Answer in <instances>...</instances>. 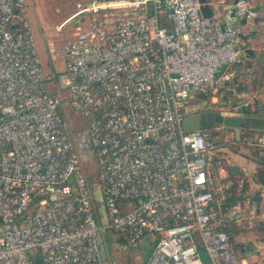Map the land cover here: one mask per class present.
Masks as SVG:
<instances>
[{
    "label": "built area",
    "instance_id": "2783aa9c",
    "mask_svg": "<svg viewBox=\"0 0 264 264\" xmlns=\"http://www.w3.org/2000/svg\"><path fill=\"white\" fill-rule=\"evenodd\" d=\"M235 1L238 20L259 18ZM220 25L198 0H77L55 29L72 30L65 69L45 73L27 1L0 0V264H105L108 234L147 237L143 264H259L224 229L257 228L264 212L226 203L235 183L215 140L230 131L264 160V132L183 127L254 106L243 77L220 76L242 52L238 27ZM66 110L84 127L69 130Z\"/></svg>",
    "mask_w": 264,
    "mask_h": 264
},
{
    "label": "crops",
    "instance_id": "0c3cea01",
    "mask_svg": "<svg viewBox=\"0 0 264 264\" xmlns=\"http://www.w3.org/2000/svg\"><path fill=\"white\" fill-rule=\"evenodd\" d=\"M209 7L215 14L217 11L213 10V7H224V6H230V4H226L224 1H213V0H207ZM263 5L254 4L253 6L257 9L259 13L260 21L264 22V2ZM218 16L221 19L223 13H218ZM242 20H238V24ZM241 28H244V30L249 29V27H246V23L243 25L240 24ZM262 28V27H261ZM240 29V28H239ZM44 33V32H43ZM263 33V31H262ZM36 45V44H35ZM63 45L55 46V43L49 42L44 44L46 57L48 58V66L49 70L45 73H61L65 69V63L64 59L56 55V52H58L59 48ZM37 48V47H36ZM249 48L253 51L252 58L249 56H246L244 53V57L240 58V63L236 64L233 67H227L225 68V72H221L220 76H223L225 74H228L232 71L236 73V77L240 78L243 77V89L241 90H247L250 89V94L253 96L255 103H257L259 106L264 105V93L263 92H257L258 89H261L264 87V42L259 43L257 40V37L251 38L249 40ZM38 52V49H37ZM39 55V54H38ZM56 58H62L63 59V67L61 70H55L53 68V63L55 62ZM43 68V67H42ZM237 73L240 76H237ZM242 81V80H241ZM241 83V82H240ZM263 85V86H262ZM50 89L52 92L55 91V87L50 85ZM69 114H71L69 112ZM85 125V121L82 119V123L77 128H68L71 131H76L81 128H83ZM258 132L257 134H259ZM220 139L217 138L216 142H218ZM223 153V152H222ZM230 157V156H229ZM232 157V159H231ZM229 160L227 161V164L223 166V175L226 177H234L236 180L242 181L244 183L242 193L239 195V197L243 196L244 194H254L260 193L261 202L260 209L264 212V160L259 159L257 157H254L253 151L251 149H244L243 151H240L237 154L231 155ZM226 157H223L225 159ZM223 164L225 162L223 161ZM234 167L237 169V174L232 173L230 168ZM261 180L259 181V179ZM259 178V179H258ZM236 229V228H234ZM240 231V229H238ZM106 244V236H103L100 241L101 245V251L105 247ZM234 245L236 248V251L238 255L242 259L247 260H254L258 263L264 264V221L260 223L259 227L255 231H249L248 233H242L234 238ZM253 247V251H249L247 254L248 256L242 257V255L246 254L248 252L249 247ZM103 247V248H102ZM105 250V248H104ZM243 250V251H242ZM103 258L105 259L107 256L102 251ZM108 264H117L115 261L108 259Z\"/></svg>",
    "mask_w": 264,
    "mask_h": 264
},
{
    "label": "rangeland",
    "instance_id": "374dc122",
    "mask_svg": "<svg viewBox=\"0 0 264 264\" xmlns=\"http://www.w3.org/2000/svg\"><path fill=\"white\" fill-rule=\"evenodd\" d=\"M28 5V14L29 19L33 26V38L38 49L39 58L43 67V71L46 72L50 68L48 66V58L46 57L44 44L52 42L55 43V46L64 45L66 42L72 39V30L65 29L62 33L57 32L56 27L67 18L73 11L74 5L77 0H26ZM213 1H224L226 4H230L233 0H213ZM248 4L254 5H263L264 0H245ZM240 27V25H238ZM44 32V33H43ZM243 52L240 53V58H243ZM53 68L55 70H61L63 67V59L56 58L53 63ZM225 72V68L221 70ZM250 110V108H249ZM191 111L190 114H192ZM249 114H252L248 112ZM253 115H258L257 112H253ZM65 122L67 128H77L81 123L82 119L76 114H69V110L65 111ZM224 141L221 142V138L216 142L218 147L223 153H219L218 156L226 157L223 161L224 165L227 164V161L234 154L248 149L249 147L236 142L233 139L232 133L230 131L226 132L223 135ZM216 141V140H215ZM253 151V148H249ZM254 153V151H253ZM230 156V157H229ZM232 159V157H231ZM232 180L237 185L234 187L232 196L238 195V185H242V181L236 180L232 177ZM101 212V211H99ZM234 238L242 233H248L250 230H235ZM154 245L149 242L147 237L140 239L135 245H124L119 238L114 234L106 235V244L105 250L102 251L107 256L104 259L105 264H108V259L115 261L117 264H143L146 262L152 255ZM200 254L206 262V257L204 256V250L200 249ZM259 264H262L261 262Z\"/></svg>",
    "mask_w": 264,
    "mask_h": 264
},
{
    "label": "water",
    "instance_id": "95a60500",
    "mask_svg": "<svg viewBox=\"0 0 264 264\" xmlns=\"http://www.w3.org/2000/svg\"><path fill=\"white\" fill-rule=\"evenodd\" d=\"M201 4V13L204 18H211L213 15V11L209 7L207 0H198ZM237 1H233L230 6H224V7H213L214 11H217L218 13H223L222 17V29H225V27H231L233 29H236L238 25L244 24L245 20H242L238 24V8L236 7ZM260 19H255L253 21V24L255 26V31L251 34L245 36L241 33H238V37L241 42L240 50L246 55L252 58L253 51L249 48V40L253 38L256 35V29L260 23ZM248 112L252 113L257 112L258 115L249 114ZM212 122H218L222 123L225 127L229 129H233L234 135L236 139H239L240 135V127L241 125L245 124L247 125L251 130L256 132H264V105L259 106L257 103L254 102V106L252 108H241V116L240 117H231V116H219V115H213L211 113H206L202 115H191L184 119L183 121V127L187 131H198L205 128V124L212 123ZM232 173L237 174V169L234 167L230 168ZM243 190V189H242ZM245 192V190H243ZM245 199H248L255 203H260V193L254 194H244L243 196L236 199L235 202H240ZM234 203V202H232ZM250 250L246 252V254L242 255L244 257L249 251H253V247H249ZM243 251V250H242Z\"/></svg>",
    "mask_w": 264,
    "mask_h": 264
},
{
    "label": "trees",
    "instance_id": "16d2710c",
    "mask_svg": "<svg viewBox=\"0 0 264 264\" xmlns=\"http://www.w3.org/2000/svg\"><path fill=\"white\" fill-rule=\"evenodd\" d=\"M237 76H240L238 73H237ZM243 80L241 81V83L239 84V88L240 89H243ZM253 133H255V134H257L258 132H253ZM253 155H254V157H256L257 156V154L254 152L253 153ZM258 158V157H257ZM229 178H231L232 179V177L230 176ZM260 178V177H259ZM258 178V179H259ZM261 180V178L259 179V181ZM243 185H244V183H242V185L240 184V185H238V188L239 189H237L238 190V195H235V196H232L231 195V193H233V191H234V187L235 186H237L236 184L234 185V187L232 188V189H230L231 191H230V193L228 194V197H227V200H226V203L230 206L231 204H233L232 202H234L235 203V201H236V199L237 198H239V195L242 193V188H243ZM257 205L260 207V204L259 203H257ZM258 229V227L256 228V227H254L251 231H255V230H257ZM235 230H238V229H234V228H231V229H224V231L225 232H227L229 235H230V237H231V239L233 240V236H235ZM120 240V239H119ZM234 242V241H233ZM236 249V248H235Z\"/></svg>",
    "mask_w": 264,
    "mask_h": 264
},
{
    "label": "flooded vegetation",
    "instance_id": "af4514ba",
    "mask_svg": "<svg viewBox=\"0 0 264 264\" xmlns=\"http://www.w3.org/2000/svg\"><path fill=\"white\" fill-rule=\"evenodd\" d=\"M233 1H235V0H233ZM246 27H249V29L244 30V28H241V26L240 27L238 26V33H241V34L247 36V35H249L255 31V26H254L253 22L252 23H250V22L246 23ZM262 31H263V33H262ZM256 32L257 33L253 38L257 37L258 42L260 44L263 43L264 42V28H261L258 26L256 29Z\"/></svg>",
    "mask_w": 264,
    "mask_h": 264
}]
</instances>
